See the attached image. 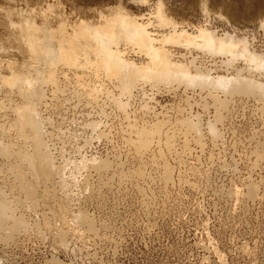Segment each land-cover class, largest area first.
Masks as SVG:
<instances>
[{"label":"rangeland","instance_id":"1","mask_svg":"<svg viewBox=\"0 0 264 264\" xmlns=\"http://www.w3.org/2000/svg\"><path fill=\"white\" fill-rule=\"evenodd\" d=\"M159 12L169 22H162ZM123 16L143 24L158 46L164 45L171 51L173 63L181 69H188L192 74L210 71L211 76L216 77L231 76L241 68L243 76L262 80L261 75L251 74L246 69L249 63L243 57L229 63L226 55L212 54L202 45L185 46L186 42L163 40L175 31L186 30L198 41L196 44H201L200 30L203 29L218 37L233 36L239 40L236 47L264 55V0H0V79L12 77L11 63L19 67L13 72L27 73V65L35 60L26 40L28 26H37L42 38L58 44L54 37L59 35L63 25L66 32L78 22L98 26L100 20L116 22ZM117 48L136 64L148 60L130 43L122 41ZM59 65L57 82L61 90L55 93L52 83L44 85L46 96L41 111L49 118L46 125L48 132L53 133L50 141L53 156L64 164L68 161L66 169L73 165L65 171L66 176L71 178L73 172L75 182L79 180L74 182L78 185L73 186V192L81 196L80 202L76 200L77 205L72 204L67 210L83 207L94 218L99 235L86 230L82 231L86 233L82 236L77 232L69 234L66 240L71 249L65 251L55 233L58 228L68 226L73 213L69 212L67 219H61L65 213L61 218L56 217L50 228H42L34 221L41 218L40 214L32 219L25 215L31 224L28 234L17 232L9 242H0V264H51L54 257L66 264H264V198L252 202L244 196L250 176L262 180L260 192L264 195V157L253 166L255 147L257 143H264V110L260 101L251 95L230 96L222 89L187 87L178 81L153 85L144 79L130 96L123 94L115 79L104 73L97 77L91 67ZM6 84L0 80V141L7 138L9 124L15 116L13 106L22 99ZM75 86L79 92L98 89L95 98L98 102L89 96L83 98L85 93L79 96ZM211 93L232 106L230 111H223V122L218 124L222 133L218 143L212 141L208 129V123L214 122L221 111L216 109ZM114 98L122 100L127 110L119 109ZM180 116L201 124L202 144L195 141L198 140L195 133L179 127L176 120ZM89 120H101L103 132L95 133L87 124ZM159 122L165 131L176 129L174 149L157 145L159 136L154 142L155 151L162 149L167 165L174 171V182L165 183L162 179L164 163L153 161L152 153L144 156L145 177L121 180L118 165L131 175L141 162L129 141L130 137L135 138L133 127H153ZM64 130L73 135V143L67 138L64 139L67 143L62 141L61 131ZM185 135L190 145L187 154L183 150ZM77 139L82 140L81 145L90 140L82 153L75 146L80 142ZM83 154L112 163L103 181L87 170H73ZM5 162L0 157V187L10 199L19 196L21 199L24 194L12 181L13 174ZM86 177L88 187L83 184ZM91 188H100V194L94 196ZM235 189H239L241 195H234ZM7 190H11L10 194ZM57 194L60 196L62 191L58 189ZM89 195L94 199L86 201ZM20 208L23 211L22 207L19 211ZM40 209L45 211V207L39 205L37 210L41 212Z\"/></svg>","mask_w":264,"mask_h":264},{"label":"bare ground","instance_id":"2","mask_svg":"<svg viewBox=\"0 0 264 264\" xmlns=\"http://www.w3.org/2000/svg\"><path fill=\"white\" fill-rule=\"evenodd\" d=\"M160 12L159 18H161L162 22L167 23L168 20L166 19L164 14H160ZM127 17L123 16L120 20L116 22L106 20L102 23L100 22L102 20H100L98 26H92L91 24L89 26H86L82 22H78L79 24L77 23V25H75L74 27H72L73 25L71 26V31L69 30L65 32L64 30L65 33L63 32V29L66 28L63 25V29H60L62 31H60L58 35L60 37H54L58 41V44L53 43L54 45L52 44V42H48L44 38H42L40 33L41 31L39 33L37 32L40 30L37 26L27 27L28 30L26 40L33 54V59L35 60L32 61V63L26 62L29 63L26 67L27 73L13 72L16 71L19 67L13 66L14 63H11L13 67L11 75L12 77L3 78L4 80L1 77L0 79L4 82H7L6 85H9L11 87L13 93H16L18 97L21 96L22 98L21 102L16 103L14 104L15 106H13L15 107V116L9 124L10 133L8 131L7 138L5 140H2L4 138H1L0 157H3L6 161L5 164H7L8 168L10 167L9 170L11 169L10 172L13 174V177L11 176L12 174L10 175L12 177V181L15 182V185L18 186L20 192L24 194V196L23 194L22 196L25 198L22 199V197L21 199H19V196L18 199L12 200V198L10 199L8 197L6 191L0 187V242H9L10 240L14 239L17 232L23 231L27 233L31 224L28 223L29 221L26 219L25 215L32 219V217H34L35 215L37 217L39 214L41 218L37 217L34 219V221L40 224L42 228L44 226L50 228L52 225V221L56 217L61 218V214L63 215V213H65L61 218L63 219L68 217L66 215L69 214V212L73 213V220H69V223H71H68V226H62V228H58L57 231L55 230V234H57L58 239L61 241L60 245L65 248V251H70L71 249L69 247L68 240H66L69 234L75 235L79 233V236H82L83 234H86L83 233L86 230L89 233H92L94 236L99 235V227H97L98 225L95 224L93 220L94 218L92 219L90 214L85 211L83 207L77 206V209L73 208V210H69V208L67 210L70 205L75 204L76 200H80L81 196H78V194H75L73 192L75 190L73 189V186H75V183L79 182V180L75 182L76 173L74 174L71 171L70 174L72 177L67 178L66 176L65 171L73 167V165H70L71 167L66 169V167L68 166L66 163L68 161L65 162V164L67 165L66 166L64 164V161L59 162L53 156V147L51 148L52 143L50 144V141H52L51 135H53V133L48 132V126L46 124L49 122V118L45 117L41 111V104L46 96V90L44 89V85L52 83L55 87V89H53L55 93H57V90H61L59 86L60 82H57V66L59 64L72 67H79L80 65H84V67H91L94 69V72L97 77L99 74L104 73L106 77H111L115 79L116 83L118 84V87H120L123 94H127L130 96L132 95L139 81L143 79L148 82H151L153 85L168 84L173 83L174 81H178L186 84L185 86L187 87H201V89L206 88L210 90L222 89L224 93L230 96L251 95L257 101H260L262 103V109L264 110V55H260L255 52H250L249 50L236 47V45L239 44V40L228 34L225 37H218L216 36L217 34L215 35L212 32L201 29L200 36L203 42L200 41L201 44H196L198 43V41H195V39L191 38V34H189L186 30L178 32L173 29L175 32L170 37H166L163 41L186 42L185 46H189L190 43L195 44L196 46L202 45L201 47H205L206 50L212 54L219 53L226 55L228 57L227 60L229 63L233 62L237 57H239L240 59L243 57L244 59H242L246 60L247 63H249L246 69L251 74L258 73L259 75H261L262 80L257 81L254 77L243 76L241 73V68H237L236 72L232 73L231 76L218 75L216 77H213L211 76L210 71H205V73L198 71L197 73L192 74L188 69H181L177 66L178 64L173 63L170 56L171 51L165 48L164 45L158 46L159 44L155 42L156 39L147 31V28L143 24H139L136 21L130 20V18L127 19ZM161 25H163V23ZM122 41L138 47L140 49V52H142L148 57V60L145 62H141L140 64H136L134 61H131V59H127V57L121 54L122 51L117 48V46L121 44ZM82 57L83 60H81ZM8 66H10V63L8 64ZM14 68H16V70ZM65 75L66 74H64V76ZM87 85H85V87ZM63 89L65 90V87ZM64 90L62 91V93L64 92ZM86 91L83 90V92H79L78 89V92L76 93L79 96H83L81 93H85L83 98H87L89 96L88 98L91 97L94 99L97 97L96 94H99V92H97L98 89L96 88H91L90 90L86 89ZM107 91L109 93V90H105V92ZM211 98L214 101L216 109L221 110L216 116L215 121L208 123V129L210 132L211 139L214 143H218V141H220V139L222 138V133L218 127V124L219 122H223V111H230L232 106L229 101L222 100L217 95L212 94ZM94 101L96 102L97 100L95 99ZM57 102H59V100ZM114 103L119 109L123 111L127 110L122 100L120 101V99L114 98ZM100 121L98 122L96 120H89L88 122L90 123L87 122V124H89V126L94 129L93 131H95V133L99 134L102 133L104 130V128H102L103 125H101L102 122L100 123ZM176 123L181 129H186L187 132L195 133V136L198 138V140L195 141L199 143V145L202 144V126L199 122H194L189 118H184L183 116H180L177 117ZM6 124L8 125V123ZM7 125L4 126L7 127ZM59 130H61V128H59ZM175 130L173 132L170 130H163L161 122H159L153 127H149L146 125L141 127H133L132 131L135 135V138L130 137L131 140L129 141H131V145L134 148V154L139 157L141 162L139 163V166L131 173V175L127 174L124 169H122L121 166L118 165L117 172H120L119 175L121 180H133L136 178L145 177L146 172L144 168H142V165L146 164L144 156L150 155V153H152L153 161H159L161 163H164L162 165V168L164 169L162 179L167 185L169 183H173L174 171L170 166L167 165V161L165 158L166 156H164L162 149H159V151H155L154 142L156 137L159 136V140L156 141L158 143L157 145L162 146L163 144L167 147L168 150H172V148L174 149L173 142ZM69 133L70 132L68 130L61 131V137L63 142H66L65 140L67 138L70 139V143H73V135ZM74 140L76 141V139ZM81 141L79 143H76L75 145L79 153H82L84 145L87 146L86 143H88V141L90 140L88 139V141H84L85 144L83 143L82 145L80 144ZM74 144L71 145L74 146ZM73 146H71V148ZM189 146V138L187 135H185L183 144L184 154L188 153L185 152L189 149ZM260 148H263V150H260ZM255 153L256 158L255 161H253V166L254 164L258 165V163L261 162V157H264V143H257L255 147ZM80 157L81 159H79V161L74 164L75 166L73 170H75V168L80 170L84 169V171L87 170L91 175L95 174L100 176L101 181H103V175L112 167V163L108 159H99V157L97 156H90L87 154H83L82 156L80 155ZM64 158L63 160H66ZM70 162L72 161L70 160ZM64 166L66 167L64 168ZM9 170L7 171V173L9 172ZM88 180L89 179L86 177L85 181L83 182V184L85 183L86 187L89 186ZM247 184V194L245 195L242 192L244 196L252 200V202L253 200L254 202L258 200L261 201L264 198V195L260 192L262 180H257L250 176V178H248L247 180ZM7 186L5 183L4 187L7 188ZM100 188H91L94 196H96L97 193L100 194ZM58 189L62 191V194L60 196L57 194ZM11 190L13 192V189ZM231 192L232 191H230V193ZM233 192L236 196L241 195L239 189H235L233 190ZM91 195H89L88 198L87 196H85L87 199H83H85L86 201L93 200L94 197ZM243 198L241 197V199ZM237 199L239 198L237 197ZM39 205L40 207H45L44 212L41 209V212L37 210ZM19 207H22L23 211H21V208L19 211ZM24 207L26 208L25 210ZM24 211H29L31 214H24ZM54 224L55 223H53V226ZM40 232L44 233L41 230ZM221 259L223 261L222 257L220 258V260ZM51 264L66 263L60 260L58 257H54L53 259H51Z\"/></svg>","mask_w":264,"mask_h":264}]
</instances>
